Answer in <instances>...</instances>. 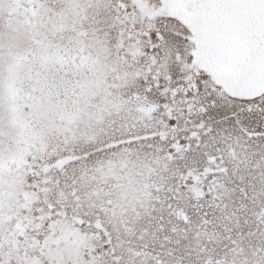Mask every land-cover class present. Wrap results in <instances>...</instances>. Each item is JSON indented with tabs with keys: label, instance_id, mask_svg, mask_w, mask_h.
I'll return each mask as SVG.
<instances>
[{
	"label": "snow or ice",
	"instance_id": "snow-or-ice-1",
	"mask_svg": "<svg viewBox=\"0 0 264 264\" xmlns=\"http://www.w3.org/2000/svg\"><path fill=\"white\" fill-rule=\"evenodd\" d=\"M0 264H264V0H0Z\"/></svg>",
	"mask_w": 264,
	"mask_h": 264
}]
</instances>
